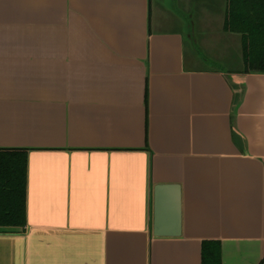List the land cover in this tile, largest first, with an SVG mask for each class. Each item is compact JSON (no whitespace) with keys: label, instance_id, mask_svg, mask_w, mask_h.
Listing matches in <instances>:
<instances>
[{"label":"crops","instance_id":"1","mask_svg":"<svg viewBox=\"0 0 264 264\" xmlns=\"http://www.w3.org/2000/svg\"><path fill=\"white\" fill-rule=\"evenodd\" d=\"M226 2L0 0V149L27 151L0 264H264V73Z\"/></svg>","mask_w":264,"mask_h":264},{"label":"trees","instance_id":"2","mask_svg":"<svg viewBox=\"0 0 264 264\" xmlns=\"http://www.w3.org/2000/svg\"><path fill=\"white\" fill-rule=\"evenodd\" d=\"M226 32L240 35L242 73H264V0H227ZM26 150L0 149V229L26 223ZM202 264H221L220 244H202Z\"/></svg>","mask_w":264,"mask_h":264},{"label":"water","instance_id":"3","mask_svg":"<svg viewBox=\"0 0 264 264\" xmlns=\"http://www.w3.org/2000/svg\"><path fill=\"white\" fill-rule=\"evenodd\" d=\"M178 193H179V188L177 186H167V185H158L155 188V219H156V224H155V232L154 234L156 236H163L165 235L164 227L162 222V217L165 216V209L168 208L167 205H163L164 203V197L166 194H169L172 198V205L169 206L172 209V213L175 217L174 223H175V231L174 235H177L179 230V205H178Z\"/></svg>","mask_w":264,"mask_h":264},{"label":"rangeland","instance_id":"4","mask_svg":"<svg viewBox=\"0 0 264 264\" xmlns=\"http://www.w3.org/2000/svg\"><path fill=\"white\" fill-rule=\"evenodd\" d=\"M207 67H214V66H217L216 64H206ZM224 66V64H223Z\"/></svg>","mask_w":264,"mask_h":264}]
</instances>
